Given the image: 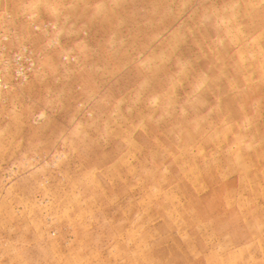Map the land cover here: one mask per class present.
I'll return each mask as SVG.
<instances>
[{"label":"rangeland","instance_id":"374dc122","mask_svg":"<svg viewBox=\"0 0 264 264\" xmlns=\"http://www.w3.org/2000/svg\"><path fill=\"white\" fill-rule=\"evenodd\" d=\"M0 264H264V0H0Z\"/></svg>","mask_w":264,"mask_h":264}]
</instances>
